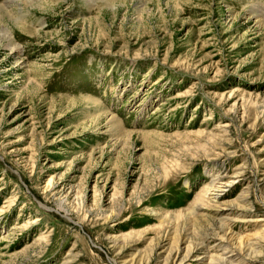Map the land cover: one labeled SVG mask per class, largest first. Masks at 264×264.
I'll return each instance as SVG.
<instances>
[{
    "label": "rangeland",
    "instance_id": "1",
    "mask_svg": "<svg viewBox=\"0 0 264 264\" xmlns=\"http://www.w3.org/2000/svg\"><path fill=\"white\" fill-rule=\"evenodd\" d=\"M219 165L243 169L224 200L247 189L263 217L264 0L0 11V264H176L210 226L194 202ZM232 212L212 210L259 228Z\"/></svg>",
    "mask_w": 264,
    "mask_h": 264
},
{
    "label": "bare ground",
    "instance_id": "2",
    "mask_svg": "<svg viewBox=\"0 0 264 264\" xmlns=\"http://www.w3.org/2000/svg\"><path fill=\"white\" fill-rule=\"evenodd\" d=\"M27 1L33 2V0ZM8 2L9 0L0 3V11L6 9ZM252 4V13L256 14L258 11H263V8L258 6L257 3ZM255 16L259 18L260 16H262V13ZM7 35V38H11L9 32H7ZM9 40L10 44H12L11 39ZM16 45L13 48L18 49V45ZM218 167L220 169L207 171V174H210L211 176V181L207 183L208 185L206 184L207 187L198 196V201L194 202L196 204L195 208L198 207V209L203 212V216L205 217L204 220L207 219L205 221H208L210 226L208 225L209 227L204 229L201 234L199 233V235L193 241L189 239L190 237L188 239H176L177 243L174 245V247H180V254L178 255V262L176 264L184 263V261H186V259L193 252H196L200 248V245H204L211 237H213L215 240L212 242L210 247H207L208 249H204L203 247H201L200 249L203 250L202 253L194 254V257L190 259L187 264H195V262L196 264H250L264 252V216L257 218L247 217L248 209L251 207L248 200L247 189H243L242 192L238 195L237 199L233 201L224 200L227 191L236 184L239 178H241L243 169L240 167L231 169L226 166L220 167V165ZM212 210L218 212L219 214L233 211L235 213H238L237 216H234V221L239 220V222L241 221L245 223L256 222L259 223V228L253 233L240 235L231 227L230 222L229 225L225 224L227 221H230V216L229 218L222 217V219L217 222L212 214ZM186 237L188 236L186 235ZM157 241L159 242V240ZM171 243H167L165 245L167 246L166 250H169V254H171L174 249L173 244ZM170 250L172 251L170 252ZM164 264H168V261H166Z\"/></svg>",
    "mask_w": 264,
    "mask_h": 264
}]
</instances>
